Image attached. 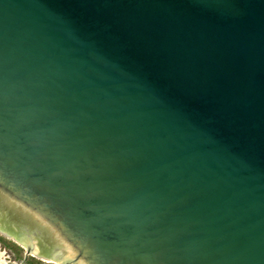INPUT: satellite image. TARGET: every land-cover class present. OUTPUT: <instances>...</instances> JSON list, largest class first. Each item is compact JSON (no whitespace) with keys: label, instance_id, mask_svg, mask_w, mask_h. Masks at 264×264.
Masks as SVG:
<instances>
[{"label":"water","instance_id":"water-1","mask_svg":"<svg viewBox=\"0 0 264 264\" xmlns=\"http://www.w3.org/2000/svg\"><path fill=\"white\" fill-rule=\"evenodd\" d=\"M0 178L54 262L264 264V0H0Z\"/></svg>","mask_w":264,"mask_h":264},{"label":"bare ground","instance_id":"bare-ground-1","mask_svg":"<svg viewBox=\"0 0 264 264\" xmlns=\"http://www.w3.org/2000/svg\"><path fill=\"white\" fill-rule=\"evenodd\" d=\"M6 187L5 182L0 178V234L13 239L25 250L30 249V255L33 257L46 262L63 264L54 262L47 257L39 246L38 233L45 232L44 234L51 237L58 248L66 251V258L71 257L72 252L60 242L54 228L49 223L45 222L38 213L21 206ZM23 233H26V235ZM8 260L9 257H7V253L3 251L0 244V264H11Z\"/></svg>","mask_w":264,"mask_h":264},{"label":"rangeland","instance_id":"rangeland-1","mask_svg":"<svg viewBox=\"0 0 264 264\" xmlns=\"http://www.w3.org/2000/svg\"><path fill=\"white\" fill-rule=\"evenodd\" d=\"M0 244L3 251L7 253L9 262L11 264H56L53 262H46L37 257L26 256V250L13 239L7 238L0 234Z\"/></svg>","mask_w":264,"mask_h":264}]
</instances>
